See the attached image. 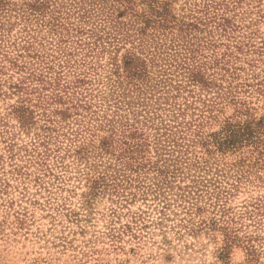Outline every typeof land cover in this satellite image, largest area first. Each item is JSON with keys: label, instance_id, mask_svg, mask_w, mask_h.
<instances>
[{"label": "rangeland", "instance_id": "1", "mask_svg": "<svg viewBox=\"0 0 264 264\" xmlns=\"http://www.w3.org/2000/svg\"><path fill=\"white\" fill-rule=\"evenodd\" d=\"M0 264H264V0H0Z\"/></svg>", "mask_w": 264, "mask_h": 264}, {"label": "trees", "instance_id": "2", "mask_svg": "<svg viewBox=\"0 0 264 264\" xmlns=\"http://www.w3.org/2000/svg\"><path fill=\"white\" fill-rule=\"evenodd\" d=\"M40 2V3H39ZM37 1V2H33V3H28L29 8L33 11L38 10L39 8H42V1ZM135 59V60H134ZM137 60V61H136ZM134 61L138 62V58L136 59L135 57L132 56V54H129L127 56H124V60H123V69L125 71V76L126 77H133L135 74H137L138 72H140L139 70H145V67H143V64H140V62H138V64H136ZM194 75H191V77ZM192 79H194L192 77ZM170 133V132H168ZM243 132L239 131L238 129H225V135L222 136V139L220 141V144H222L223 142H227V143H235V141H237V139H239L242 136ZM133 135V133H132ZM131 137V136H130ZM129 137V138H130ZM174 140H171V142H173ZM126 144V143H125ZM129 147L128 153L134 154V151L138 152H142V150H140L142 147L141 145H139V143H134L133 145H128ZM134 149V150H133ZM157 170L160 172L159 168H157ZM93 185L94 184H101L100 181L101 180H92ZM99 181V182H97Z\"/></svg>", "mask_w": 264, "mask_h": 264}]
</instances>
